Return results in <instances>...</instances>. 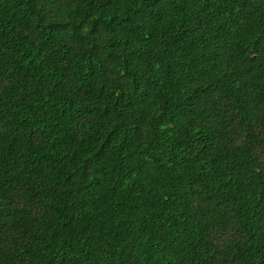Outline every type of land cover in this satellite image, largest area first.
<instances>
[{"label":"trees","instance_id":"trees-1","mask_svg":"<svg viewBox=\"0 0 264 264\" xmlns=\"http://www.w3.org/2000/svg\"><path fill=\"white\" fill-rule=\"evenodd\" d=\"M0 264H264V0H0Z\"/></svg>","mask_w":264,"mask_h":264}]
</instances>
